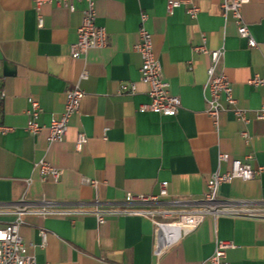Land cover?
I'll return each mask as SVG.
<instances>
[{
    "label": "crops",
    "instance_id": "crops-1",
    "mask_svg": "<svg viewBox=\"0 0 264 264\" xmlns=\"http://www.w3.org/2000/svg\"><path fill=\"white\" fill-rule=\"evenodd\" d=\"M169 1H188L166 12ZM95 24L104 29L107 45L90 50L81 59L70 57L77 41L84 3L71 13L55 2L43 5L37 27L32 0H0V126L11 132L0 135V205L32 209L42 203L56 207L82 205L101 209L123 208L126 195L157 196L166 184L167 198L158 205L186 202L196 208L206 194L210 177L230 171L218 166L219 155L245 162L260 177L235 179L218 192L222 211L217 215L189 216L176 210L170 219L159 216L95 217L24 215L19 236L34 264H209L215 243H232L228 264H264V87L248 83L264 79V0H250L242 17L257 47L250 50L237 36L229 17H223L222 0H94ZM187 7L198 9L194 20ZM140 15L164 81L172 97L180 100L175 117L139 113L147 105L148 87L140 81L138 43ZM205 38V48L223 51L215 69L230 83L236 108L218 116L215 125L206 114L204 87L208 58L194 49ZM88 77L79 82L80 74ZM84 93L78 114L70 119L62 143L48 144L47 132L32 137L25 131L27 99L41 108L38 123L48 126L63 111L65 93L76 84ZM135 87L134 95L119 94L121 86ZM87 143L74 149L78 134ZM247 133L250 143L241 137ZM45 161L61 172L57 183H41L34 164ZM82 179L96 183L84 185ZM168 208V207H167ZM14 216L0 217V226ZM192 220L174 238L162 237L165 227ZM45 234L43 243L40 233ZM173 235V234H172Z\"/></svg>",
    "mask_w": 264,
    "mask_h": 264
},
{
    "label": "built area",
    "instance_id": "built-area-1",
    "mask_svg": "<svg viewBox=\"0 0 264 264\" xmlns=\"http://www.w3.org/2000/svg\"><path fill=\"white\" fill-rule=\"evenodd\" d=\"M57 3L64 5L71 13L74 12L75 3H84L85 8L82 11V20L80 27L77 30V41L70 49V57L72 59H81L90 50H101L107 45V36L104 29L95 24V2L94 0H32L34 11L37 14V27H43L42 20L39 16L40 8L45 4ZM250 0H222L221 10L223 17H229L234 24L239 39L244 40L248 49H256L257 45L252 38L247 25L242 17V9L248 5ZM188 1H169L166 5L168 15L174 9L181 6H186ZM198 14V9L187 7L186 15L194 20ZM147 17L140 15V26L138 29V43L134 47V52L141 59V67L139 70L140 81L147 85V97L149 102L147 105L139 107V113H154L161 117L172 118L177 115L181 109L180 100L172 97L168 91V84L164 81L158 61L155 59L152 48L151 35L145 28ZM195 53L202 54L208 58L209 64L206 70L207 82L204 87V100L207 105L206 114L212 119L216 125L218 116L228 107L231 109L234 117L243 123H247L243 111L236 108V102L232 97L230 83L223 75H216L215 69L223 58V51L210 52L205 48V38L201 37V44L194 49ZM88 73L83 71L79 76V82L86 80ZM250 86L258 88L264 87V79L255 77L248 83ZM128 93L134 95L135 87L121 86L119 94ZM84 93L79 88L77 83L72 89L65 93V103L62 113L51 119L48 126H41L38 119L41 115L39 104L33 99H27L28 110L26 116L28 121L25 126V131L32 137L38 136L42 131L47 132V143L58 144L62 143L68 130L70 119L78 114ZM4 98L3 92L0 90V104ZM264 109L258 114V119H263ZM12 129L0 126V135H6ZM241 137L246 144L250 143L251 139L247 133H242ZM87 143V138L84 134L77 135L74 149L80 153ZM250 157L245 158V162L231 160L228 155H219L217 159L218 166L222 164H230V171L225 174L218 172L214 173L207 182L206 194L198 203L196 208H189L190 203L172 202L164 208L158 207L162 199L167 198L166 184L159 185V194L157 196H133L126 195L124 207L117 209H101L99 203H95L93 208H87L82 205L56 207L52 203H42L41 208L32 209L27 204L22 203L21 208L6 207L0 205V217L14 216V220L3 226H0V264H34V259L26 255V248L19 236V229L22 225L21 218L24 215L33 216H57V217H82L93 216L98 225H103L106 217L118 216H159L163 219H170L177 215L176 210L187 209L189 216H204L217 215L223 212L221 203L218 200V192L222 185L229 184L231 181L238 179L243 182L253 181L260 177L263 172L262 168L253 171L247 164ZM34 170L37 172L41 183L51 181L57 183L61 172L52 168L45 161H39L34 164ZM84 185L96 188V183L89 179H82ZM40 237L44 243L45 234L40 233ZM232 243L217 241L212 256L209 259V264H228L226 253L234 249Z\"/></svg>",
    "mask_w": 264,
    "mask_h": 264
},
{
    "label": "bare ground",
    "instance_id": "bare-ground-1",
    "mask_svg": "<svg viewBox=\"0 0 264 264\" xmlns=\"http://www.w3.org/2000/svg\"><path fill=\"white\" fill-rule=\"evenodd\" d=\"M191 222L192 220H184L182 224L163 228L161 230L162 237L166 238L168 242H170L171 238H174L180 228L186 229Z\"/></svg>",
    "mask_w": 264,
    "mask_h": 264
}]
</instances>
